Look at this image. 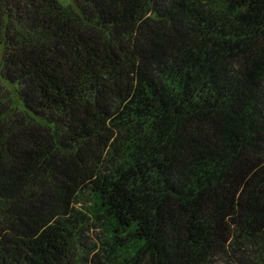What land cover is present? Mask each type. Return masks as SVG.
<instances>
[{
    "label": "trees",
    "instance_id": "trees-1",
    "mask_svg": "<svg viewBox=\"0 0 264 264\" xmlns=\"http://www.w3.org/2000/svg\"><path fill=\"white\" fill-rule=\"evenodd\" d=\"M0 50V264H264V0H0Z\"/></svg>",
    "mask_w": 264,
    "mask_h": 264
},
{
    "label": "rangeland",
    "instance_id": "rangeland-1",
    "mask_svg": "<svg viewBox=\"0 0 264 264\" xmlns=\"http://www.w3.org/2000/svg\"><path fill=\"white\" fill-rule=\"evenodd\" d=\"M60 1L65 4H73V0H60ZM0 54H1V50H0ZM90 228L91 229L89 230V237L86 239L88 245L97 240L96 233L98 229L94 225H92Z\"/></svg>",
    "mask_w": 264,
    "mask_h": 264
}]
</instances>
